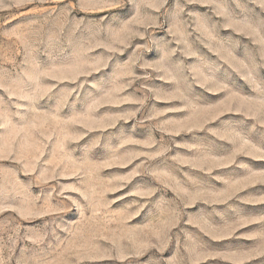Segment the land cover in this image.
I'll list each match as a JSON object with an SVG mask.
<instances>
[{
    "label": "rangeland",
    "instance_id": "rangeland-1",
    "mask_svg": "<svg viewBox=\"0 0 264 264\" xmlns=\"http://www.w3.org/2000/svg\"><path fill=\"white\" fill-rule=\"evenodd\" d=\"M0 264H264V0H0Z\"/></svg>",
    "mask_w": 264,
    "mask_h": 264
}]
</instances>
